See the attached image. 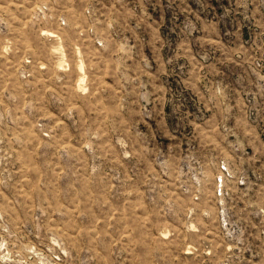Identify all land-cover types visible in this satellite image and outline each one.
<instances>
[{"label":"rangeland","instance_id":"rangeland-1","mask_svg":"<svg viewBox=\"0 0 264 264\" xmlns=\"http://www.w3.org/2000/svg\"><path fill=\"white\" fill-rule=\"evenodd\" d=\"M0 264H264V0H0Z\"/></svg>","mask_w":264,"mask_h":264}]
</instances>
